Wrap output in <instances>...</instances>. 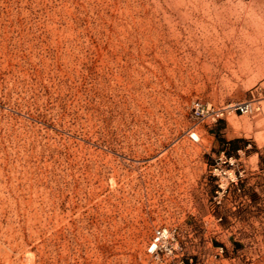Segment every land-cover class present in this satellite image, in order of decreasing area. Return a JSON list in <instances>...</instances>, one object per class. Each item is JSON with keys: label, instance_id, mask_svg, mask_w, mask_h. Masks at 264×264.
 I'll list each match as a JSON object with an SVG mask.
<instances>
[{"label": "rangeland", "instance_id": "1", "mask_svg": "<svg viewBox=\"0 0 264 264\" xmlns=\"http://www.w3.org/2000/svg\"><path fill=\"white\" fill-rule=\"evenodd\" d=\"M175 261L264 264V0H0V264Z\"/></svg>", "mask_w": 264, "mask_h": 264}, {"label": "built area", "instance_id": "2", "mask_svg": "<svg viewBox=\"0 0 264 264\" xmlns=\"http://www.w3.org/2000/svg\"><path fill=\"white\" fill-rule=\"evenodd\" d=\"M225 111L239 112L241 115H248V114L252 113V111H253V104L251 102H242L239 104L228 106L225 109ZM196 113L204 114V111H200V107L197 106L196 107ZM224 113H225L224 111H213V113L210 116L212 117L213 122H217L220 118H222L224 116ZM215 172H217V169H215ZM227 174H228V172H224L225 176H227ZM214 175H217V174L214 173ZM219 175H220V173L217 175V177H219ZM228 179L230 180V182L232 184H237V177H232V175L230 174V175H228ZM218 186H219V190L216 192V194L218 196L215 197V200H217L220 197V195H224V194L228 193V185H224L223 183H221ZM237 191H240V189H237ZM218 203L220 204V201H218ZM219 220L221 221L222 219L220 218ZM169 242L176 243V245H177L176 235L174 232H171L168 229H163L155 237L150 249L152 252H157L158 250L162 251V249L168 250V243ZM169 253L170 254L173 253V248H171L169 250ZM226 255H227L226 248L224 246H221L217 249L214 257H215V259H218V260H225V261H234L235 260V257H227ZM172 264H184V262L175 261Z\"/></svg>", "mask_w": 264, "mask_h": 264}, {"label": "trees", "instance_id": "3", "mask_svg": "<svg viewBox=\"0 0 264 264\" xmlns=\"http://www.w3.org/2000/svg\"><path fill=\"white\" fill-rule=\"evenodd\" d=\"M240 142H241L240 140H234V141H231V142L229 143V145L232 146L233 149H234L235 151H237V150H239L240 148H242V147H239V146H238V144H239ZM228 157H230V156L228 155Z\"/></svg>", "mask_w": 264, "mask_h": 264}]
</instances>
